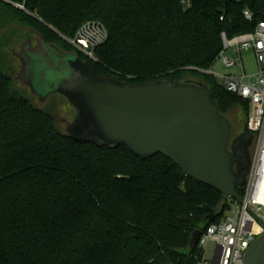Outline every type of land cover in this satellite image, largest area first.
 Wrapping results in <instances>:
<instances>
[{
  "label": "trees",
  "instance_id": "obj_1",
  "mask_svg": "<svg viewBox=\"0 0 264 264\" xmlns=\"http://www.w3.org/2000/svg\"><path fill=\"white\" fill-rule=\"evenodd\" d=\"M13 2L21 0H0V31L32 27L99 76L130 84L202 83L225 116L236 106L246 110L248 131L250 102L203 70L218 58L222 32L234 37L264 22V0ZM87 21L108 31L89 59L65 38ZM238 191L244 196V187ZM233 203L162 154L141 159L125 145L74 140L0 66V264H197L194 232L210 224V209L217 222Z\"/></svg>",
  "mask_w": 264,
  "mask_h": 264
},
{
  "label": "water",
  "instance_id": "obj_2",
  "mask_svg": "<svg viewBox=\"0 0 264 264\" xmlns=\"http://www.w3.org/2000/svg\"><path fill=\"white\" fill-rule=\"evenodd\" d=\"M14 29L36 37V48L28 44L31 51L43 49L50 56L52 66L44 68L41 88L46 94L63 95L75 108L76 117L67 127L74 140L99 147L125 145L141 159L162 154L224 199L243 203L238 188L245 186L251 168L238 143L244 136L229 148L232 122L220 112L207 86L167 78L130 84L112 75L99 76L89 62L49 44L32 27L11 24L0 36ZM257 219L264 226V220ZM214 220L210 209L205 222ZM201 235V229L194 232L191 251ZM245 264H264V234L248 248Z\"/></svg>",
  "mask_w": 264,
  "mask_h": 264
},
{
  "label": "built area",
  "instance_id": "obj_3",
  "mask_svg": "<svg viewBox=\"0 0 264 264\" xmlns=\"http://www.w3.org/2000/svg\"><path fill=\"white\" fill-rule=\"evenodd\" d=\"M23 1L25 0L17 3L20 8H24ZM183 3L185 7L190 6V0H183ZM244 14L248 20H252L249 11ZM221 37L223 48L217 59L228 68H240L241 73L216 76L212 67L203 72L217 79L219 77L227 91L250 102L248 130L256 136V143L244 186L243 203L234 200L236 207L230 213L202 230L197 245L202 254L210 241L216 244V248L212 260L202 257L197 264H245L248 248L264 234V226L257 219L260 217L264 220V194L261 192V178L264 173V22L252 32L234 37H228L226 32H222ZM107 40L108 31L103 23L87 21L70 39V43L94 58L96 48ZM250 50L256 58V71L248 74L243 64L242 52Z\"/></svg>",
  "mask_w": 264,
  "mask_h": 264
},
{
  "label": "rangeland",
  "instance_id": "obj_4",
  "mask_svg": "<svg viewBox=\"0 0 264 264\" xmlns=\"http://www.w3.org/2000/svg\"><path fill=\"white\" fill-rule=\"evenodd\" d=\"M65 38L70 43L71 38ZM29 43L31 47L34 48L38 45L34 35L17 29L11 30L0 36V66L11 76L18 91L29 97L36 106L52 113L59 128L67 133V127L76 117V110L63 95L58 93L46 94L42 91L43 71L46 66H52V61L50 56L45 54L43 49L37 51L33 49L34 51H31V47L28 45ZM25 47L28 48L29 51L23 52ZM78 51L81 52L80 50ZM81 54L85 59L90 58L82 52ZM24 57L28 60L24 59ZM242 58L246 72L248 74L254 73L256 71V58L253 51H243ZM211 69L216 76L241 73L240 68H228L223 65L220 59L215 61ZM190 77H194L197 81L203 79V77L199 75H190ZM218 81L221 83L219 77ZM227 117L233 124V135L243 130L242 121L246 119L247 114L242 106L234 107V109L227 113ZM231 207L234 209L236 204L233 203ZM230 212L231 209L228 212L224 211L221 216H225ZM215 248L216 244L210 241L205 246L202 257L212 260Z\"/></svg>",
  "mask_w": 264,
  "mask_h": 264
},
{
  "label": "flooded vegetation",
  "instance_id": "obj_5",
  "mask_svg": "<svg viewBox=\"0 0 264 264\" xmlns=\"http://www.w3.org/2000/svg\"><path fill=\"white\" fill-rule=\"evenodd\" d=\"M241 136H244L238 143L240 145L243 144L244 150L246 151L247 157L250 162H252V156L255 150L256 136L250 132L249 130H241L238 131L235 135H233V124H232V134L229 142V148L231 149L234 142L238 140ZM237 144V146L239 145Z\"/></svg>",
  "mask_w": 264,
  "mask_h": 264
},
{
  "label": "bare ground",
  "instance_id": "obj_6",
  "mask_svg": "<svg viewBox=\"0 0 264 264\" xmlns=\"http://www.w3.org/2000/svg\"><path fill=\"white\" fill-rule=\"evenodd\" d=\"M261 192H263V194H264V173H263L262 178H261Z\"/></svg>",
  "mask_w": 264,
  "mask_h": 264
}]
</instances>
